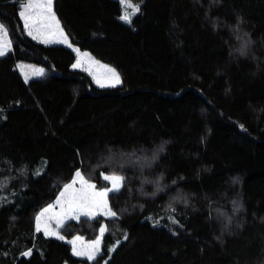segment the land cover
Here are the masks:
<instances>
[{
  "label": "trees",
  "instance_id": "1",
  "mask_svg": "<svg viewBox=\"0 0 264 264\" xmlns=\"http://www.w3.org/2000/svg\"><path fill=\"white\" fill-rule=\"evenodd\" d=\"M25 1L0 0V264H264V0H133L130 23L121 0H53L72 45L29 35ZM74 47L122 83L98 86ZM80 170L125 178L117 216L37 231ZM104 225L101 253L76 256Z\"/></svg>",
  "mask_w": 264,
  "mask_h": 264
},
{
  "label": "snow or ice",
  "instance_id": "2",
  "mask_svg": "<svg viewBox=\"0 0 264 264\" xmlns=\"http://www.w3.org/2000/svg\"><path fill=\"white\" fill-rule=\"evenodd\" d=\"M139 8L135 7L133 13L138 12ZM24 19L25 27L28 28V34H33V29H36L38 32L42 28H46L49 32H52L53 29L56 33L59 34L61 39L59 42L67 43V38L63 32V29L60 28L59 22L56 20V17L53 12V0H29L28 3L23 5V11L19 13ZM122 20L130 22L131 18L127 12L121 17ZM51 23H48V22ZM34 38L39 39V35ZM45 43L49 42L47 40ZM10 47V44L5 43L3 46H0V56L5 55L6 50ZM80 62L78 61L73 67H79ZM103 67V66H102ZM106 73L103 77V80L100 77H96L95 82L100 87H115L122 83L119 73L112 68H106ZM36 75H43L42 72L35 73ZM27 80V75L25 76ZM81 187L76 189L74 185L77 181H73L71 184L65 186L63 192L60 193V200L57 201L58 204L62 205V212L57 220V225L61 226L64 220L67 219H76L79 220L81 216L84 217H93L95 218L98 214H103L104 216L116 217L117 213L113 212L108 204V194L112 192L113 194H118L120 189L123 187L124 177L121 175H104L102 179L110 182V187L104 188L102 191H96V186L84 180L80 172L76 173ZM51 211L50 208H46L44 213ZM44 213H41L40 217H37L36 230H41V218L44 216ZM107 226H102L99 229L100 237L93 241L91 244L86 247L77 248L73 247V253L76 256L87 257L89 260H94L96 255L100 252L102 238L104 233L107 231ZM44 234L47 236H55L59 239H64L63 236L59 235V232L52 231L49 229L48 225H44ZM127 239V236L124 237ZM79 240V237H77ZM73 245L76 244V241H72ZM119 243V241H117ZM114 250V249H112ZM26 255H31V252L26 253Z\"/></svg>",
  "mask_w": 264,
  "mask_h": 264
},
{
  "label": "rangeland",
  "instance_id": "3",
  "mask_svg": "<svg viewBox=\"0 0 264 264\" xmlns=\"http://www.w3.org/2000/svg\"><path fill=\"white\" fill-rule=\"evenodd\" d=\"M27 1H25V3H28ZM121 2H122V5H123V14H122V16L125 14V12H127L128 15L131 18L130 22H132L133 17L140 11V4L139 3H135L133 0H121ZM23 3L21 4V11H23V5H24ZM135 7H138L139 8V11L133 13V9ZM53 12H54V8H53ZM54 15L56 17V20L59 22L60 28L63 29V32H64V34H65V36L67 38V41H68L67 44L72 45L68 34L66 33V31L62 27L61 22L58 19V17L55 14V12H54ZM130 22H128V23H130ZM48 23H51V22L49 21ZM27 31H29L28 28H27ZM37 35H39V37H40L37 40H41V41L43 40V42L45 40H47V41L53 43V42H57V41L63 39L62 37L59 36L58 33L55 32L54 29H53L52 32H49L46 28H42L39 32L36 29H33L32 36L35 37ZM5 43L10 44V47L6 50V53H7L8 51H10L12 49L13 44H12L11 37H10V33H9L7 27L0 22V46H3ZM74 49L78 53V59H77L76 63L78 61L80 62V66L79 67H76V68H80V69L86 71L93 78L94 81H95L96 77H100L103 80V77L105 75H107L106 68L115 69L110 64L102 61L101 59H98V58L94 57L88 51H83V50L79 49L78 47H74ZM18 68L20 69V71H21L24 79H25V76L27 75V77H28L27 81L31 80L34 77H40V76H42V75H36L35 73L42 72L43 75H44L45 72H46V68L44 66L37 65L35 63L26 62V61H20L18 63ZM78 172H80L81 175L83 176L81 170L78 171ZM104 175H112V174H104ZM116 175H118V174H116ZM83 178H84V180L88 181L89 183L94 184L96 186V188H95L96 191H102L104 188H106V187H98L95 182L89 181L85 176H83ZM74 180L77 181V183L74 185V187L76 189H79L81 187V184L79 183L76 174L73 177V179L69 183H67L66 185L71 184ZM65 186L63 187V189H62L61 192L64 191ZM108 187H110V182H109V186ZM109 194H110V192H109ZM109 194H108V197H107L108 204H109ZM58 200H60V194L58 195V197L52 203H50L49 205H47L39 213L38 217H40L41 213H44V210L46 208H50L51 211H49L47 213H44V216L41 218V230L40 231H43L44 232V225L46 223L48 225V227H49L50 230L57 231V232H59V235L62 236L61 235V232L59 231L60 228L67 221L72 220V219H67L66 218L61 226H58L57 225V220H58V218H59V216H60V214L62 212V205L57 203ZM109 207H110V205H109ZM98 215H103V214L101 213V214H98ZM82 217H84V216H81L80 218H82ZM77 237H79V240H77ZM98 238H96V239H87L83 235L78 234V235L74 236L72 239H70V242H72V241L75 240L76 241V244L74 246L77 247V248H82V247H86L87 245L91 244L93 241L97 240ZM102 241H103V238H102ZM100 248H101V246H100ZM99 253H101V250H100Z\"/></svg>",
  "mask_w": 264,
  "mask_h": 264
},
{
  "label": "crops",
  "instance_id": "4",
  "mask_svg": "<svg viewBox=\"0 0 264 264\" xmlns=\"http://www.w3.org/2000/svg\"><path fill=\"white\" fill-rule=\"evenodd\" d=\"M27 2H29V0L27 1ZM23 4H25V2L23 3ZM32 36V35H31ZM33 37V36H32ZM41 41V40H40ZM43 41V40H42ZM60 41V40H59ZM59 41H57V42H59ZM57 42H53V43H57ZM47 43H51V42H47ZM65 44H67V43H65ZM67 45H69V44H67Z\"/></svg>",
  "mask_w": 264,
  "mask_h": 264
}]
</instances>
